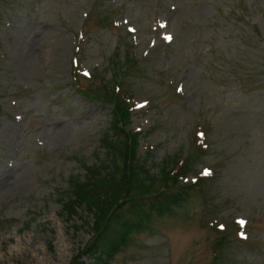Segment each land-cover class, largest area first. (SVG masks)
I'll return each instance as SVG.
<instances>
[{"label":"rangeland","instance_id":"rangeland-1","mask_svg":"<svg viewBox=\"0 0 264 264\" xmlns=\"http://www.w3.org/2000/svg\"><path fill=\"white\" fill-rule=\"evenodd\" d=\"M124 51L145 165L190 154L183 183L201 181L105 264H207L220 232L224 264H264V0H0V264L87 261L93 210L62 202L107 163L110 118L76 86L101 85Z\"/></svg>","mask_w":264,"mask_h":264},{"label":"trees","instance_id":"trees-1","mask_svg":"<svg viewBox=\"0 0 264 264\" xmlns=\"http://www.w3.org/2000/svg\"><path fill=\"white\" fill-rule=\"evenodd\" d=\"M134 63L124 51L121 61H111L114 69L101 85L76 86L82 95L108 105L110 126L99 139L106 150L107 163L99 165V170L94 165L85 166L84 177H71L68 199L62 202L65 212H70L76 203L85 205L94 214V236L79 254L87 261L74 258L71 264H105L140 221L149 218L153 210L158 213L168 210L169 202H182L188 188L201 181L198 177L189 185L183 183L194 159L190 154L181 159L168 156L159 164L156 173L145 165V158L138 151L139 130L129 127L132 96L128 87L118 82L120 73H130ZM72 79V82L76 79L75 70H72ZM71 196L75 202L69 199ZM130 217H137V221L130 223ZM226 235L220 232L213 241L207 264H224L229 247Z\"/></svg>","mask_w":264,"mask_h":264},{"label":"bare ground","instance_id":"bare-ground-1","mask_svg":"<svg viewBox=\"0 0 264 264\" xmlns=\"http://www.w3.org/2000/svg\"><path fill=\"white\" fill-rule=\"evenodd\" d=\"M46 41H48V39H45ZM43 50H44V46H42V49H41V51H42V55H43V57H47V56H49L50 55V52H49V50H48V52H43Z\"/></svg>","mask_w":264,"mask_h":264},{"label":"snow or ice","instance_id":"snow-or-ice-1","mask_svg":"<svg viewBox=\"0 0 264 264\" xmlns=\"http://www.w3.org/2000/svg\"><path fill=\"white\" fill-rule=\"evenodd\" d=\"M168 39H171V37H168ZM241 223H243V221Z\"/></svg>","mask_w":264,"mask_h":264}]
</instances>
